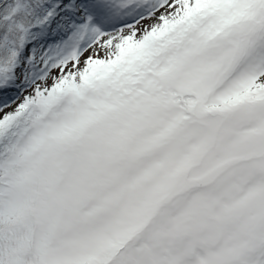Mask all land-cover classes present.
Listing matches in <instances>:
<instances>
[{
	"label": "snow or ice",
	"instance_id": "snow-or-ice-1",
	"mask_svg": "<svg viewBox=\"0 0 264 264\" xmlns=\"http://www.w3.org/2000/svg\"><path fill=\"white\" fill-rule=\"evenodd\" d=\"M0 264H264V0H0Z\"/></svg>",
	"mask_w": 264,
	"mask_h": 264
}]
</instances>
